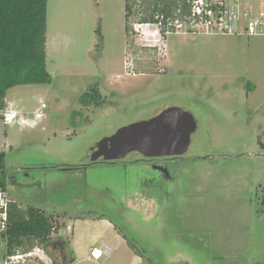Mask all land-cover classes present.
<instances>
[{
  "label": "rangeland",
  "instance_id": "obj_1",
  "mask_svg": "<svg viewBox=\"0 0 264 264\" xmlns=\"http://www.w3.org/2000/svg\"><path fill=\"white\" fill-rule=\"evenodd\" d=\"M128 22L127 38L125 0H47L51 80L7 91L6 107L32 123L0 120L2 164L23 184L7 193L67 226L42 248L43 264H264V37L171 34L145 49L154 36ZM93 83L101 108L78 102ZM168 107L197 121L183 158L163 164L171 178L137 152L90 163L95 142ZM79 216L96 220L72 237ZM102 243L111 254L89 260Z\"/></svg>",
  "mask_w": 264,
  "mask_h": 264
},
{
  "label": "trees",
  "instance_id": "obj_2",
  "mask_svg": "<svg viewBox=\"0 0 264 264\" xmlns=\"http://www.w3.org/2000/svg\"><path fill=\"white\" fill-rule=\"evenodd\" d=\"M186 1L125 0L127 38L130 32L128 21L153 22L156 15L171 14L179 5L186 6ZM46 9L47 0H0V112L6 109L5 97L9 89L21 85L47 83L51 80L46 69ZM96 33L99 48L101 35L98 29ZM127 43L132 46V40L127 39ZM78 102L87 107L103 103L104 98L98 85L93 83L79 95ZM3 157L4 152H0V172L4 168ZM0 186L4 188L1 177ZM62 218L59 215H47L34 206L21 207L12 204L6 253H24L34 248H44L51 242L54 232L67 228L62 225ZM58 243V248L72 254V250L69 248L68 251L64 246L66 243L69 247L68 240H58ZM68 261L73 263L74 258L71 256Z\"/></svg>",
  "mask_w": 264,
  "mask_h": 264
},
{
  "label": "built area",
  "instance_id": "obj_3",
  "mask_svg": "<svg viewBox=\"0 0 264 264\" xmlns=\"http://www.w3.org/2000/svg\"><path fill=\"white\" fill-rule=\"evenodd\" d=\"M132 27L135 34L154 36L152 42L145 46L158 49L159 43L164 45L171 34L264 37V9L255 10L252 5H245L243 0H187L186 6L179 5L171 14L156 15L153 22L136 21ZM146 27L149 29H145ZM160 71H163V67ZM43 107L44 104L40 109ZM41 116L40 110L35 112V117ZM0 120L3 125L24 122L23 118L18 117V112L10 108L0 112ZM12 204L16 202L0 186V264H28L33 258H39L43 254L41 248L13 254H8L5 250ZM111 252V247L102 243L99 248L90 249L88 259L97 262L103 254L108 256Z\"/></svg>",
  "mask_w": 264,
  "mask_h": 264
},
{
  "label": "water",
  "instance_id": "obj_4",
  "mask_svg": "<svg viewBox=\"0 0 264 264\" xmlns=\"http://www.w3.org/2000/svg\"><path fill=\"white\" fill-rule=\"evenodd\" d=\"M197 129L193 114L180 107H168L155 116L133 122L117 129L112 135L103 137L96 144L93 160L114 161L132 152L145 157H162L184 154ZM161 176L170 177L166 165L153 166ZM149 197L154 198L151 190Z\"/></svg>",
  "mask_w": 264,
  "mask_h": 264
},
{
  "label": "flooded vegetation",
  "instance_id": "obj_5",
  "mask_svg": "<svg viewBox=\"0 0 264 264\" xmlns=\"http://www.w3.org/2000/svg\"><path fill=\"white\" fill-rule=\"evenodd\" d=\"M136 36H138V34H136ZM132 45H133V41H132ZM142 48L146 49V48H151V47L144 46ZM151 49H154V48H151ZM102 104L103 103H98V104H95V105H92V106H94L95 108H101ZM87 107H89V106H87ZM99 141L95 142L90 147L92 156L96 154L95 153L96 144ZM183 156H184V154H182V155H169V156H162V157H145V156L140 154V158L139 159L142 160V161L147 162L150 166L152 165V167H153V166H159V165H163V164L167 165L169 163H175L176 160L183 158ZM125 157L120 159V160H114V161H103V160H100V159H98V160H90V163H116V162H123ZM83 166L84 165H82V163H81V164H78L76 166H72L71 168L76 169V168H82ZM167 170H168V168H167ZM0 177L3 180L4 188H5L6 191H7V188H9V187L13 189V188L19 187L20 185H23L22 183H20V180L17 178V174L14 171H10L8 169L3 168V170L0 172ZM169 178H171V177H169ZM146 190L147 189H145V193H146ZM51 244H52L53 247L56 248V246H55L56 244L55 243H51Z\"/></svg>",
  "mask_w": 264,
  "mask_h": 264
},
{
  "label": "crops",
  "instance_id": "obj_6",
  "mask_svg": "<svg viewBox=\"0 0 264 264\" xmlns=\"http://www.w3.org/2000/svg\"><path fill=\"white\" fill-rule=\"evenodd\" d=\"M7 106H8V102H7ZM6 108H10V109H15V107L11 104V106L9 107H6ZM17 111V110H16ZM35 115V114H34ZM23 119H24V122L23 123H20V124H23V125H31L32 123L25 117V116H22ZM141 197V196H140ZM95 221L96 219H92V218H88V216H79L77 217L76 219H72L70 220V224L71 226H69L70 228V232L72 233V237H77L78 235V230H79V225L82 224V223H88V222H91V221ZM94 223V222H93ZM115 228H117V226H114ZM118 229V228H117ZM100 235V234H99ZM69 242V245H72L70 240L68 241ZM76 245V244H74ZM74 245H72V251L75 252V247ZM89 252H90V248H89ZM42 257L43 255H40L39 259L37 260L40 264H43V261H42ZM92 261V260H91Z\"/></svg>",
  "mask_w": 264,
  "mask_h": 264
}]
</instances>
